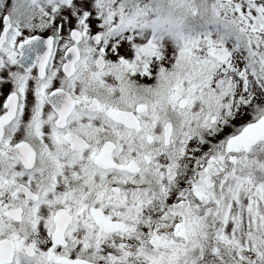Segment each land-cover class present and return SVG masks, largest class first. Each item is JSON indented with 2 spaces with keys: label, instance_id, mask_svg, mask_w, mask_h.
<instances>
[{
  "label": "snow or ice",
  "instance_id": "obj_1",
  "mask_svg": "<svg viewBox=\"0 0 264 264\" xmlns=\"http://www.w3.org/2000/svg\"><path fill=\"white\" fill-rule=\"evenodd\" d=\"M0 264H264V0H0Z\"/></svg>",
  "mask_w": 264,
  "mask_h": 264
}]
</instances>
